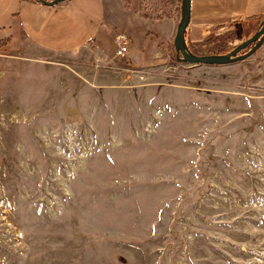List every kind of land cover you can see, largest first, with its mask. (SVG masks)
Instances as JSON below:
<instances>
[{"label":"rangeland","instance_id":"374dc122","mask_svg":"<svg viewBox=\"0 0 264 264\" xmlns=\"http://www.w3.org/2000/svg\"><path fill=\"white\" fill-rule=\"evenodd\" d=\"M180 6L106 0L83 49L0 48V264H264V42L178 63ZM76 8L84 39L99 2L66 5L78 24ZM260 22L188 48L227 54Z\"/></svg>","mask_w":264,"mask_h":264},{"label":"crops","instance_id":"0c3cea01","mask_svg":"<svg viewBox=\"0 0 264 264\" xmlns=\"http://www.w3.org/2000/svg\"><path fill=\"white\" fill-rule=\"evenodd\" d=\"M72 1L75 0L46 7L32 0H0V48L8 45L15 48L21 40L37 50L56 54L85 48L103 31V20L107 16L106 0H98L101 12L98 29L84 39L83 8H76L78 24L72 21V12L65 14L66 5L72 4ZM263 17L264 0H191L190 21L185 33L187 46L202 39L217 26L256 23Z\"/></svg>","mask_w":264,"mask_h":264},{"label":"water","instance_id":"95a60500","mask_svg":"<svg viewBox=\"0 0 264 264\" xmlns=\"http://www.w3.org/2000/svg\"><path fill=\"white\" fill-rule=\"evenodd\" d=\"M33 1L46 7H54L65 0H53L50 2L47 0H33ZM190 6H191V0H181L180 20L176 27V31L173 39L175 59L178 63L186 64L194 67L228 66L248 59L249 57L255 54V52L264 42V17H263L260 22L259 30L250 39L236 46V48H234L231 52L224 55H207V56L194 55L189 50L185 40V33L190 21ZM245 50L248 51L241 54Z\"/></svg>","mask_w":264,"mask_h":264},{"label":"built area","instance_id":"2783aa9c","mask_svg":"<svg viewBox=\"0 0 264 264\" xmlns=\"http://www.w3.org/2000/svg\"><path fill=\"white\" fill-rule=\"evenodd\" d=\"M115 57L124 58L130 47V39L124 33L117 34L115 37Z\"/></svg>","mask_w":264,"mask_h":264},{"label":"flooded vegetation","instance_id":"af4514ba","mask_svg":"<svg viewBox=\"0 0 264 264\" xmlns=\"http://www.w3.org/2000/svg\"><path fill=\"white\" fill-rule=\"evenodd\" d=\"M248 50H246L245 52H247ZM245 52H242L241 54L245 53Z\"/></svg>","mask_w":264,"mask_h":264},{"label":"trees","instance_id":"16d2710c","mask_svg":"<svg viewBox=\"0 0 264 264\" xmlns=\"http://www.w3.org/2000/svg\"><path fill=\"white\" fill-rule=\"evenodd\" d=\"M174 52V51H173Z\"/></svg>","mask_w":264,"mask_h":264}]
</instances>
